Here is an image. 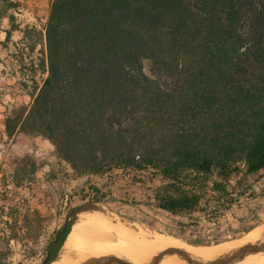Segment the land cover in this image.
I'll list each match as a JSON object with an SVG mask.
<instances>
[{
    "label": "trees",
    "instance_id": "16d2710c",
    "mask_svg": "<svg viewBox=\"0 0 264 264\" xmlns=\"http://www.w3.org/2000/svg\"><path fill=\"white\" fill-rule=\"evenodd\" d=\"M46 45L47 77L9 137L49 140L79 175L153 171L163 187L132 205L189 226L230 211L264 170V0H54Z\"/></svg>",
    "mask_w": 264,
    "mask_h": 264
},
{
    "label": "rangeland",
    "instance_id": "374dc122",
    "mask_svg": "<svg viewBox=\"0 0 264 264\" xmlns=\"http://www.w3.org/2000/svg\"><path fill=\"white\" fill-rule=\"evenodd\" d=\"M53 2L54 0H0V66L4 65L3 68L8 72L7 77L12 85H19L25 93L17 102V106L12 108V115L15 109L32 103L34 93L47 77V73L43 72L42 64L46 57V29ZM144 72L155 79L147 61L144 62ZM9 92L16 93L14 90ZM50 158L53 159L54 156ZM37 160L41 163L46 159L41 156L37 159L26 156L18 162V173L15 179L17 185H23V194L22 198L18 199L17 191V204L22 207L25 214L24 224L27 220L30 229L21 233V241H23L21 247H11L9 243L5 244L6 246L3 244L0 246V264H11L13 261H10L9 257L15 253L34 255L37 256V260L41 259L39 262H36V259L33 261L28 259L19 261L17 264H43L48 255L49 246L46 248V240L52 239L51 230L47 228L48 223L64 206H83L82 211L73 218V223L77 219L79 222L100 216L115 224L122 223L136 233L170 236L182 243L199 248L237 241L253 232L256 233L254 239L264 234L256 232V229L261 230L264 226V170L250 178L247 183L251 188L250 191L243 195L230 211L218 219L206 216L204 213H197L194 215L197 225L189 226V223L194 224V222L187 217H173L151 207L136 208L132 205L133 202L140 204L153 202L156 192L163 187L161 178L153 171L134 172L116 169L110 177L100 179L94 174L79 175L68 162L63 160L69 164L67 168L71 171L68 175L64 173L67 170V164L62 167L60 161L54 158L52 161L54 169L50 176L56 180L53 182L54 185H26L24 181L30 179L38 168ZM46 162L50 161L46 160ZM91 186H98L105 194L106 198L102 202H95L91 196L88 197ZM205 194V200L210 202L208 207L210 210L214 206V199L211 197L212 193L205 192ZM10 198L11 200L7 201L8 197L2 196L0 201L13 205L14 195ZM2 217H5L4 210L0 207V219ZM73 226L74 224L70 232ZM2 229H6V226L0 227V243H5V239H2L5 232ZM68 237L69 235L63 241L64 236H62L61 243L54 246L49 264H54L62 256ZM205 242L209 244H204ZM148 251L139 250L138 253L135 252L118 261L139 264L162 252L151 250L148 254ZM74 254H77V251ZM189 254L201 255L202 253L192 250ZM115 260L117 259L101 258L92 260L89 264L96 261L115 262ZM237 264H246V261L243 260Z\"/></svg>",
    "mask_w": 264,
    "mask_h": 264
},
{
    "label": "crops",
    "instance_id": "0c3cea01",
    "mask_svg": "<svg viewBox=\"0 0 264 264\" xmlns=\"http://www.w3.org/2000/svg\"><path fill=\"white\" fill-rule=\"evenodd\" d=\"M3 67L4 65L0 66V200L2 196L8 197L7 201L11 200L10 196L14 195V204H4V202L0 201V207L4 210L5 216L0 219V227L2 228L3 225L6 226V229H2L3 232H5V236L2 238L3 240L5 239V243H0V246L2 244L7 245V239L11 235H14L15 237L8 241L9 245L19 248L23 243V241H21V233L28 231L30 227L27 220V222L25 221L26 224H24V211L22 207L17 204V191L18 199L22 198L23 194V185H17V180L15 179L18 173V162L26 156H31L36 159L41 156L47 161H50L48 163L45 160L40 163L39 160H37L38 168L36 172L31 175L30 179L24 181L26 185L32 186L38 184L54 185L53 182H56V180L50 177L54 169V164L52 162L54 158L60 161L62 167H65L67 163L60 160L55 152L54 145L41 136H28L25 134H17L13 137L8 136L6 132V119L8 116L12 115V108L17 106V102L25 93L19 85H12V82H10V79L7 77L8 72H6V69ZM10 90H14L16 93L9 92ZM51 156H54V158L51 159ZM67 167H69V164H67L66 168ZM70 171L71 170L67 168L64 173L70 175ZM82 209L83 206H64L59 210L57 215L55 214L54 219L48 223L49 226L47 228L51 230L52 239L46 240V248L47 246H53L52 242L54 237L57 232L64 229L65 223L71 220L72 217L70 218V216L73 214L75 217ZM28 259L31 261L36 259V262L41 261V259L37 260V256L24 255L22 253H15L12 257H9V260L13 261L11 264H17L19 261Z\"/></svg>",
    "mask_w": 264,
    "mask_h": 264
},
{
    "label": "bare ground",
    "instance_id": "6f19581e",
    "mask_svg": "<svg viewBox=\"0 0 264 264\" xmlns=\"http://www.w3.org/2000/svg\"><path fill=\"white\" fill-rule=\"evenodd\" d=\"M77 220L74 222L73 229L65 244L64 253L54 264H86L101 258L117 259L115 263H127L118 260L135 252L138 253L139 250H161L173 253H189L194 250L202 253L201 255L194 254V258L205 262H214L246 244L257 242L264 237L263 234L254 239L256 233L253 232L237 241L199 248L182 243L170 236L147 233L145 235L142 232H137L138 235L134 230L126 228L124 224H115L100 216L79 222ZM256 232L264 233V226L261 230L256 229ZM75 251L77 254H74ZM149 251L148 254L151 253ZM243 260L246 261V264H264V248ZM163 264H168V262L164 261Z\"/></svg>",
    "mask_w": 264,
    "mask_h": 264
},
{
    "label": "water",
    "instance_id": "95a60500",
    "mask_svg": "<svg viewBox=\"0 0 264 264\" xmlns=\"http://www.w3.org/2000/svg\"><path fill=\"white\" fill-rule=\"evenodd\" d=\"M264 248V237L221 257L220 259L214 262H205L199 259L194 258L192 254L178 252L173 253L170 251H162L159 254L147 259L143 263L139 264H160L164 261H169L171 263H183V264H234L246 258L247 256L254 254ZM51 258V253H48L45 263H48ZM89 264V263H88ZM90 264H132V263H115L109 261H96Z\"/></svg>",
    "mask_w": 264,
    "mask_h": 264
}]
</instances>
